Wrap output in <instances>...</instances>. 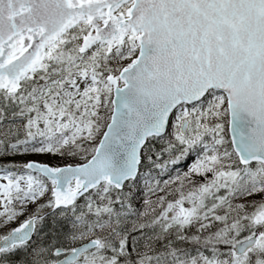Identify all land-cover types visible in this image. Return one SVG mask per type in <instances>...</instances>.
<instances>
[{
	"label": "snow or ice",
	"instance_id": "obj_1",
	"mask_svg": "<svg viewBox=\"0 0 264 264\" xmlns=\"http://www.w3.org/2000/svg\"><path fill=\"white\" fill-rule=\"evenodd\" d=\"M0 264H264V0H0Z\"/></svg>",
	"mask_w": 264,
	"mask_h": 264
}]
</instances>
